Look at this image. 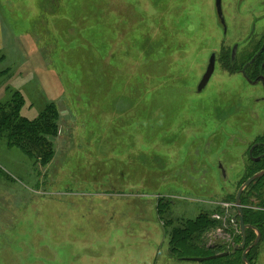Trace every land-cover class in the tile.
Returning a JSON list of instances; mask_svg holds the SVG:
<instances>
[{"label":"rangeland","instance_id":"rangeland-1","mask_svg":"<svg viewBox=\"0 0 264 264\" xmlns=\"http://www.w3.org/2000/svg\"><path fill=\"white\" fill-rule=\"evenodd\" d=\"M215 1L0 0V103L60 116L47 165L0 138V264H197L168 259L174 230L234 215L264 133L263 88L220 64L264 9L222 0L225 32Z\"/></svg>","mask_w":264,"mask_h":264},{"label":"flooded vegetation","instance_id":"flooded-vegetation-1","mask_svg":"<svg viewBox=\"0 0 264 264\" xmlns=\"http://www.w3.org/2000/svg\"><path fill=\"white\" fill-rule=\"evenodd\" d=\"M259 5L264 9V0H260ZM253 22L254 24L252 30L247 39V49L242 52L245 47H240L239 44H235L232 47V55H230V58L226 57L223 62H220L219 58V62L224 70L230 73L229 75H240L244 79L245 83L261 86L264 90V15L255 16ZM220 23L226 32L227 28L225 24L221 20ZM213 55L216 57V54ZM213 55H211V57ZM217 67L218 63L216 57L215 72L213 76L217 70H219ZM259 100L264 101V97ZM242 152L243 153L240 157H237V163L240 164L237 170L239 171L238 174L242 175L243 179L241 178L242 181L238 185V191L236 192V195H234V205H229L230 203L228 204V202L226 205L222 203L218 204L221 208L225 207L224 209H221L224 212L229 213V211H231L230 209L236 211L233 216L229 213L230 215H228L230 217L225 218L222 217V215H219V219L216 218L221 226L217 234V242L215 245H212L210 249L215 251V254L212 256L225 255L215 259L221 260L218 264H225V261L227 260L230 264H257V261L260 260V247L264 242V225L260 223L259 226L256 227L251 223L249 215L250 210L256 215H264V177L254 181L244 192H242L240 204L246 226L245 231H243L241 226L237 207V196L242 186L247 183L250 178H253L255 175L261 173L262 170L264 171V133L257 136L251 143L248 144L245 151ZM220 169L223 173V177L226 178L227 174L224 168L221 166ZM241 170L242 172H240ZM251 191L252 193H250ZM228 198L230 199V196H228ZM246 217L249 222H246ZM204 238L205 236L203 237V245H201L206 248ZM172 242L173 241H170L171 245L168 256V259L171 261L178 263L194 262L197 264H207V262L213 261L209 260L197 262L193 259L198 260L208 257L178 256L175 254L174 249H176V247L172 244Z\"/></svg>","mask_w":264,"mask_h":264},{"label":"trees","instance_id":"trees-1","mask_svg":"<svg viewBox=\"0 0 264 264\" xmlns=\"http://www.w3.org/2000/svg\"><path fill=\"white\" fill-rule=\"evenodd\" d=\"M24 106H26L25 98L20 93L14 94L9 102L0 103V138H6L8 142L10 141V145L22 149L35 161L40 160L43 165H47L56 153L52 140H56V131L59 128L58 109L55 104H50L38 118L30 120L22 115ZM249 215L251 223L256 227L260 223L264 225V215H256L251 210ZM245 219L249 222L247 217ZM184 222L185 224L182 223V226L174 230V236H172V244L176 247L175 254L188 257L214 255L215 251L206 250L202 246L203 237L209 231L220 228L221 224L206 213L201 214L195 220ZM220 261L213 260L207 264H218ZM227 261L225 264H230Z\"/></svg>","mask_w":264,"mask_h":264},{"label":"water","instance_id":"water-1","mask_svg":"<svg viewBox=\"0 0 264 264\" xmlns=\"http://www.w3.org/2000/svg\"><path fill=\"white\" fill-rule=\"evenodd\" d=\"M222 0H216V7H217V12H218V16H219V19L225 24V19H224V15H223V10H222ZM215 65H216V57L215 55H213L210 59V62H209V66L206 70V73L205 75L203 76L200 84H199V87L197 89V91L199 93H201L205 88L206 86L209 84L214 72H215ZM264 177V171L262 170L261 173L255 175L253 178H250L249 181H247V183H245L242 188L240 189V191L238 192V196H237V207H238V211H239V219H240V223H241V226L243 228V231L246 230V226H245V223H244V218H243V212H242V208H241V204H240V198L242 196V192H244L254 181H256L257 179H260V178H263ZM225 255H219V256H212V257H208V258H205V259H193L194 261H197V262H204V261H209V260H215V259H218L220 257H223Z\"/></svg>","mask_w":264,"mask_h":264},{"label":"crops","instance_id":"crops-1","mask_svg":"<svg viewBox=\"0 0 264 264\" xmlns=\"http://www.w3.org/2000/svg\"><path fill=\"white\" fill-rule=\"evenodd\" d=\"M0 31H1V24H0ZM0 49H1V32H0Z\"/></svg>","mask_w":264,"mask_h":264},{"label":"built area","instance_id":"built-area-1","mask_svg":"<svg viewBox=\"0 0 264 264\" xmlns=\"http://www.w3.org/2000/svg\"><path fill=\"white\" fill-rule=\"evenodd\" d=\"M216 218H217V219H219V217H218V216H217Z\"/></svg>","mask_w":264,"mask_h":264}]
</instances>
